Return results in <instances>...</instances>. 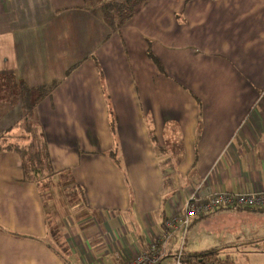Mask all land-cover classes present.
<instances>
[{
    "label": "crops",
    "instance_id": "obj_1",
    "mask_svg": "<svg viewBox=\"0 0 264 264\" xmlns=\"http://www.w3.org/2000/svg\"><path fill=\"white\" fill-rule=\"evenodd\" d=\"M110 3L0 0V76L52 87L33 122L54 173L0 153V264H122L199 185L264 194V0H148L117 29ZM21 106L0 93V133Z\"/></svg>",
    "mask_w": 264,
    "mask_h": 264
},
{
    "label": "trees",
    "instance_id": "obj_2",
    "mask_svg": "<svg viewBox=\"0 0 264 264\" xmlns=\"http://www.w3.org/2000/svg\"><path fill=\"white\" fill-rule=\"evenodd\" d=\"M109 0L110 4L104 6L106 12V20L108 25L117 29L126 21L132 18L134 11L140 5L148 0ZM111 12V14H110ZM108 15L111 17L108 18ZM117 19V20H115ZM49 88H33L26 85L21 80H16L13 76H0V93L5 98H8L9 107H13L18 103V98L21 99L22 118L20 120L21 133L17 136L18 141H13L12 136L6 132L0 133V153H14L20 157L21 166L23 170V180L39 182L52 178L54 173L46 142L43 134H40L36 124L33 122L35 117L36 106L51 90ZM17 127V124H16ZM235 209V208H234ZM242 211L262 212V209L257 208H236ZM220 210H230V208H217L215 211L199 216L201 218L215 214ZM176 253L174 254V257ZM216 251H205L201 253L182 254L183 264H205L207 262H214L222 264V260L217 258Z\"/></svg>",
    "mask_w": 264,
    "mask_h": 264
},
{
    "label": "rangeland",
    "instance_id": "obj_3",
    "mask_svg": "<svg viewBox=\"0 0 264 264\" xmlns=\"http://www.w3.org/2000/svg\"><path fill=\"white\" fill-rule=\"evenodd\" d=\"M110 115H113L111 108ZM13 141H18V134ZM12 136V137H13ZM259 214V213H258ZM177 252L184 255L216 251L222 264H264V213L221 212L191 220L182 238L178 234ZM160 264H174L167 255Z\"/></svg>",
    "mask_w": 264,
    "mask_h": 264
},
{
    "label": "built area",
    "instance_id": "obj_4",
    "mask_svg": "<svg viewBox=\"0 0 264 264\" xmlns=\"http://www.w3.org/2000/svg\"><path fill=\"white\" fill-rule=\"evenodd\" d=\"M257 208L264 210V194L249 191L221 192L217 190L201 192L200 185L196 187L186 200L183 210L165 218L159 243L152 242L147 250L138 253L134 258L122 264H159L165 256L166 242L177 232L185 233L192 219L209 214L217 208ZM174 264L182 263V253L178 251L174 257ZM205 264H216L207 262Z\"/></svg>",
    "mask_w": 264,
    "mask_h": 264
}]
</instances>
